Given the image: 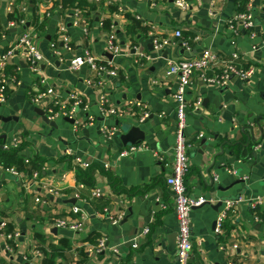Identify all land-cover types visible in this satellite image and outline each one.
<instances>
[{
  "label": "crops",
  "instance_id": "1",
  "mask_svg": "<svg viewBox=\"0 0 264 264\" xmlns=\"http://www.w3.org/2000/svg\"><path fill=\"white\" fill-rule=\"evenodd\" d=\"M79 1L85 2L80 9L86 18L81 13L82 24L74 26L76 10H60L55 0H40L38 29L29 0H0V55L15 47L23 34H32L44 57L38 75L54 86L61 101L68 103L77 93L88 106L74 115L73 123L59 116L51 120L56 127L47 124L41 116L43 112L48 117L47 108L31 103L32 94L42 88L38 76L30 70L25 52H14L8 70L19 84L0 107V117L7 120L0 119V151L17 148V143L23 159L40 164L35 171L39 178L29 188L24 181L32 180L31 165L14 166L20 176L0 166V225L20 234L10 247L7 233L0 232V263L43 264L48 256L55 264H178L176 248L169 250L178 220L166 184L176 143L178 77L167 76V71L171 62L197 58L210 49L225 57L239 53L244 66H254L256 73L250 81L233 80L226 88L195 77L188 89L190 169L185 184L192 197L207 200L192 211L189 264H264V222L256 220L253 208L257 197L264 198V0L252 2L254 27L238 34L228 22L247 0H184L187 9L179 8L176 0H158L155 6L149 0H112L94 9V0ZM13 7L26 15L25 26L9 22ZM46 8L51 12L48 18ZM105 20L111 22L109 31L101 26ZM62 25L73 51L60 42ZM178 30L180 39L175 36ZM112 31L122 50L115 57L107 50ZM152 31L170 41L161 52L154 50ZM185 41L190 51L183 47ZM86 49L103 63L113 61L118 69V77L106 81L105 91L125 113L121 121L102 115L99 91L87 85L96 79L94 73L87 67L69 70L70 60ZM197 98L203 100L199 111L194 110ZM139 104L152 113L143 123L138 120ZM113 127L117 135L110 138ZM132 127L143 132V149L122 157L129 145L121 136ZM68 151L89 167L74 165ZM79 170L91 176L90 183L83 185ZM96 189L104 194L98 204L90 200ZM229 199L233 206L227 213ZM74 206L86 217L84 231L76 234L55 225L58 220H80ZM257 209L264 217V205ZM223 212V233L216 234ZM118 217L120 222L113 224ZM146 229L149 233L134 249V240ZM100 238L106 239L107 249L90 252Z\"/></svg>",
  "mask_w": 264,
  "mask_h": 264
},
{
  "label": "built area",
  "instance_id": "2",
  "mask_svg": "<svg viewBox=\"0 0 264 264\" xmlns=\"http://www.w3.org/2000/svg\"><path fill=\"white\" fill-rule=\"evenodd\" d=\"M151 5L155 6L158 0H149ZM254 0H249L247 4V10L242 13H237L232 19L229 20V29L238 34L239 31H250L255 24V17L252 12V2ZM96 4L104 3L106 5L113 4L112 0H94ZM176 4L181 9H187L188 4L184 0H176ZM11 11V9H10ZM25 11V9H24ZM122 12V10H121ZM51 13L47 15L50 17ZM15 24V23H14ZM11 24V26H14ZM74 26H80L82 24L81 11H75V18L73 22ZM21 26H25V21L20 22ZM101 26L104 27L103 22ZM60 42L65 46L67 51H73L71 45V39L67 34V28L62 25L59 27ZM176 38H182V32L180 30L175 32ZM152 40V45L154 50L161 52L165 49L170 41L168 39L157 38L154 35V31L150 33ZM56 44H52L55 47ZM183 47L187 50H191L190 42H183ZM261 48H264V40L262 41ZM22 50L25 52L26 60L29 65L30 70L33 74L38 76L39 89L38 92L32 94L31 103L35 106H45L47 108V116L50 120H54L57 117H65L67 119H72L74 115L79 111H87L88 106L85 105L81 96L77 93L71 94L68 103L61 101L58 97L57 91L54 86L48 84L47 80L39 76L40 66L44 60V57L35 43V36L30 33H25L18 40L15 47L8 50L4 54L0 55V105L6 104L9 93L18 86L19 81L13 76V74H8V66L11 58L16 50ZM255 50L259 49L257 47ZM107 50L114 57L121 54V48L116 41V36L114 32L108 33L107 37ZM69 70L73 72H78L83 68L87 67L92 73L96 75V79H91L87 81L89 87H94L99 91V107L103 116L108 118L118 119L121 121L124 118L125 113L115 107L105 91V84L107 80L118 77V69L115 67L113 61L108 63H103L88 49L84 50L81 54L75 55L69 62ZM256 73V68L254 66H244L241 62V57L239 53L234 52L229 57L220 55L213 50H205L199 57L193 59H187L179 62H171L167 71V76H177L178 86L176 93L174 94L177 110V123H176V143L174 147V159L171 165L170 174L166 178V184L171 189V192L175 199V212L178 220V233H177V245L176 254L178 264H189L191 254L193 251L192 244V221L191 215L195 208L201 207L206 204V199L203 197H192L187 190L185 184V178L190 169V158L189 150L190 145L188 144L186 138L187 129V92L192 84L193 78L197 77L201 82L210 86H217L219 88H226L230 85L233 80H240L243 82L250 81ZM203 100L202 98H197L194 104V110L199 111L201 109ZM140 115L139 122L143 123L152 116V113L147 105H138ZM94 119H90V123H93ZM117 135V127H113L109 131L110 138ZM16 143L14 147H17ZM141 145H134L127 147L121 153L122 157L130 156L136 152L142 150ZM66 155L73 157L70 151L66 152ZM30 161L26 160L28 164ZM73 164L80 166L82 168H88L89 164L82 161L81 158L74 156ZM7 172L14 174L15 176H20V173L15 169H10ZM39 178L38 173L32 175V180H25L24 186L29 188L33 184V180L37 181ZM83 189L84 186L81 185ZM102 191L96 189L92 192L91 198H100L102 196ZM80 196L76 194L78 199ZM36 202H40V199H36ZM264 205V198L257 197L253 202V208ZM233 203L227 202V213L232 209ZM107 211V209H106ZM73 212L75 214H80V220L68 222L65 220H58L55 222L57 228L68 229L76 233H81L84 231V223L86 222L85 215L77 207H73ZM223 212L216 221L215 232L216 234L223 233V224L227 215ZM121 218L118 217L113 219V224H118ZM256 220L259 222H264L263 218L256 215ZM5 224L0 225V232L5 229ZM149 233V229L143 231L133 242L132 247L138 249L142 238ZM19 233H9L6 234L8 241H15L18 239ZM107 249L106 239H100L97 246L90 248V252L99 254ZM9 250L12 249L9 247ZM117 252V250H115ZM36 255H39V251L36 250Z\"/></svg>",
  "mask_w": 264,
  "mask_h": 264
},
{
  "label": "trees",
  "instance_id": "3",
  "mask_svg": "<svg viewBox=\"0 0 264 264\" xmlns=\"http://www.w3.org/2000/svg\"><path fill=\"white\" fill-rule=\"evenodd\" d=\"M249 0L245 1L243 3V7L241 8V10L238 12V13H242V12H245V10L247 9V4H248ZM39 4H40V0H29V5L31 6L32 8V14L35 16L36 18V24H39L41 28V24H40V14H41V6L39 8ZM85 5V2H82V1H79V0H55V6L56 7H59L60 10H65V9H74V10H81L80 8L82 6ZM90 6V5H89ZM91 8H95L97 7L98 5L97 4H91ZM14 8V7H13ZM10 11L9 13V19L10 21L9 22H16L17 24H20L21 21L25 20V25L27 23V19H26V15L22 13V11L20 10V8L16 7ZM44 15L46 18L47 15L50 12V10L48 8H46L44 11ZM81 13H83V16L85 17L84 15V11L81 10ZM86 18V17H85ZM103 25H104V29L106 31H109V29L111 28V22L110 21H103ZM111 30V29H110ZM109 33V32H108ZM8 74H10V72L8 71ZM13 74V73H12ZM13 76L17 79V77L13 74ZM18 80V79H17ZM10 94V93H9ZM23 148L17 146V148H11V149H7V150H3V151H0V166L5 169L6 171L10 170V169H14L13 167L14 166H24V163L25 165H28L30 166L31 165V169H30V172L31 174L33 175L34 173H36L35 171L39 168L36 167V165L40 164L39 161L37 160L34 163H31V161L27 164L26 163V160L23 159ZM35 166V167H34ZM19 167V168H21ZM16 170V169H15ZM17 172H19L18 170H16ZM20 173V172H19ZM90 179H91V176L88 174V173H85L84 171L82 170H79V180L81 182H83V185L84 183H90ZM103 195L100 197V198H91L90 197V200L96 204L100 203L102 201V198H103ZM91 196H92V193H91ZM106 204V202H104V205ZM255 214L257 216H259L260 218H264L263 217V214L261 213L260 210H258L257 208L254 210ZM223 227H224V224H223ZM4 232L9 234L10 232H13L12 229L6 227V229H4ZM101 239V238H100ZM96 242V244H94V246H97L98 243H99V240ZM9 246L10 247H15V244L13 241H9ZM0 264H12L11 262L10 263H7V262H2ZM43 264H55V260L53 258H48V256L43 260Z\"/></svg>",
  "mask_w": 264,
  "mask_h": 264
},
{
  "label": "water",
  "instance_id": "4",
  "mask_svg": "<svg viewBox=\"0 0 264 264\" xmlns=\"http://www.w3.org/2000/svg\"><path fill=\"white\" fill-rule=\"evenodd\" d=\"M110 59H112V56L109 57ZM1 107V105H0ZM41 116H44V121L53 126L56 127L55 122H52L51 120H49L48 117L45 116V114H43V112L41 113ZM3 121H7L6 118H1ZM67 121H69L70 123H73V120L71 119H66ZM121 140L125 143V145H129L130 146H134V145H140L142 141H144V134L141 131V129L139 127H132L130 128L127 133L123 134L121 136ZM233 199H229V200H225L226 202H229ZM223 204V202H220V204H218V208L221 207ZM216 225V224H215ZM176 238L177 236L175 235L173 240H172V246H170L169 250L174 251V249L176 248L177 242H176Z\"/></svg>",
  "mask_w": 264,
  "mask_h": 264
}]
</instances>
